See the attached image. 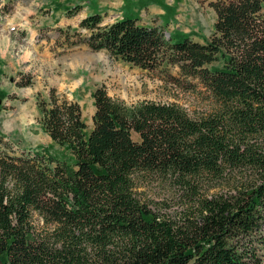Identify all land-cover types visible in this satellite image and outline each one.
<instances>
[{
  "label": "trees",
  "instance_id": "16d2710c",
  "mask_svg": "<svg viewBox=\"0 0 264 264\" xmlns=\"http://www.w3.org/2000/svg\"><path fill=\"white\" fill-rule=\"evenodd\" d=\"M209 5L204 43L128 17L81 22L89 35L71 45L201 87L213 109L128 105L100 87L88 131L81 105L52 90L41 124L69 157L0 148V264H264V0ZM140 178L168 183L169 201Z\"/></svg>",
  "mask_w": 264,
  "mask_h": 264
},
{
  "label": "rangeland",
  "instance_id": "374dc122",
  "mask_svg": "<svg viewBox=\"0 0 264 264\" xmlns=\"http://www.w3.org/2000/svg\"><path fill=\"white\" fill-rule=\"evenodd\" d=\"M211 1L0 0V148L10 154L48 148L55 156L69 157L41 124L38 102L49 100L52 90L61 99L81 105L88 131L94 125L93 93L100 87L128 105L153 101L177 104L192 117L210 113L213 101L205 89H181L158 73L115 59L106 51H93L85 43L71 42L89 35L81 27L84 19L100 14L103 25L128 17L161 28L167 38L180 34L204 43L216 22ZM18 3L23 7L12 16ZM212 66L222 67V62ZM172 72L179 73L178 69ZM29 80V86L20 85ZM139 184V191L151 200L171 196L168 183L140 178Z\"/></svg>",
  "mask_w": 264,
  "mask_h": 264
},
{
  "label": "clouds",
  "instance_id": "9594fccd",
  "mask_svg": "<svg viewBox=\"0 0 264 264\" xmlns=\"http://www.w3.org/2000/svg\"><path fill=\"white\" fill-rule=\"evenodd\" d=\"M22 7H23V6H22L20 3H18V4L16 5V8L13 9L12 16H15L16 9H20V8H22ZM6 19H7V18H6Z\"/></svg>",
  "mask_w": 264,
  "mask_h": 264
}]
</instances>
